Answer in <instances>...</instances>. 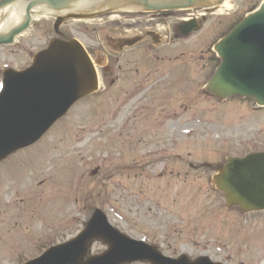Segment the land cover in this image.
<instances>
[{
  "label": "rangeland",
  "instance_id": "1",
  "mask_svg": "<svg viewBox=\"0 0 264 264\" xmlns=\"http://www.w3.org/2000/svg\"><path fill=\"white\" fill-rule=\"evenodd\" d=\"M262 2L117 12L56 27L49 15L34 18L14 45H0V84L4 69H25L57 37L53 27L108 57L97 58L96 93L0 162V264L39 258L95 214L165 258L185 257L179 264H264V211L229 205L215 185L227 160L264 153V107L218 98L209 86L220 64L214 46ZM191 19L199 28L181 33ZM94 242L92 256L110 249Z\"/></svg>",
  "mask_w": 264,
  "mask_h": 264
},
{
  "label": "water",
  "instance_id": "2",
  "mask_svg": "<svg viewBox=\"0 0 264 264\" xmlns=\"http://www.w3.org/2000/svg\"><path fill=\"white\" fill-rule=\"evenodd\" d=\"M9 0L1 3H10ZM51 5L59 6L63 0H46ZM20 2H25L20 0ZM132 2V1H131ZM33 6L26 4V29L30 23V15ZM186 8L187 5H181L176 8H161L162 10ZM59 9V7H58ZM62 10V9H61ZM99 13V12H98ZM80 16V15H78ZM78 17L77 19H81ZM63 19V20H62ZM59 19L55 27L64 20ZM25 28L19 27L10 34L0 35V45L12 44L15 37ZM57 30V28H56ZM191 28L188 32H191ZM242 48V49H240ZM215 50L221 58V65L218 67L210 88L221 99L230 96H240L254 99L259 106H264V3L258 11L248 16L240 23L226 38H224ZM68 55L71 61L82 62L85 70L90 71L88 55L84 48L76 41L63 43L53 40L47 50L38 54L32 66L21 73L8 72L4 74L3 91L0 98V161L10 153L26 148L36 143L51 125L61 118L65 113L80 99L94 93L97 90V75L91 73L89 85L73 96V90L77 89L74 78L66 77L59 82L63 87L58 89L57 84L44 83L43 91L35 90L41 85L42 80L47 78L52 80L63 77L61 69H55L61 56ZM70 61V62H71ZM88 62V63H87ZM69 65V61L68 64ZM76 67V65H75ZM45 72V73H44ZM34 78L32 83L27 80ZM74 80V81H73ZM10 85V86H8ZM15 86L14 89L10 87ZM65 87V88H64ZM16 90L20 95L11 93ZM72 91V93H71ZM14 101H12V98ZM21 100L24 98L26 101ZM30 98H34V108L30 109ZM42 107L46 112L36 113L35 108ZM52 112V113H51ZM17 140V141H16ZM215 185L221 190L229 205L239 206L244 212L264 211V153L251 154L242 159H229L223 168L219 170V175L215 178ZM98 214L90 220L85 231L76 240L79 244L77 261L71 263L69 258L58 259V252L64 248L57 247L44 257L28 264H122L128 261L126 257L129 252L137 254L136 259H147L150 256L159 258L165 262L176 264V261L162 258L155 250L146 244L131 241L128 238L119 235L116 231L112 234H102V229L110 231L106 224V217ZM95 232H99L97 236ZM94 239H101L104 243L111 246L108 254L110 257L100 259H89L84 261L87 250ZM185 258H183L184 260ZM95 262V263H94ZM196 262L204 264H213L207 258ZM195 262V264H196Z\"/></svg>",
  "mask_w": 264,
  "mask_h": 264
},
{
  "label": "bare ground",
  "instance_id": "3",
  "mask_svg": "<svg viewBox=\"0 0 264 264\" xmlns=\"http://www.w3.org/2000/svg\"><path fill=\"white\" fill-rule=\"evenodd\" d=\"M20 0H13L11 1L8 6L3 5L0 7V14L3 13L4 18L0 21V35H5L10 31V34L14 32L16 29L18 30L19 27L25 28L19 36L16 37H22V35L25 33L26 25L28 24L27 21H25L26 18V7L27 6H33L31 13H29L30 18L31 14L33 15L32 18L37 17H46L49 15L54 16L53 19L57 23L58 20L64 18V19H71L72 21H78V17H82L79 21H85L94 18V14L96 12H99L98 15H104L107 12L108 13H117V12H124L129 15H134L136 13H142L146 15L154 14V13H160L161 8L168 7V8H176L181 5H187V7H198L201 5H205L207 3H213L214 6H216V3L221 4L224 0H63L62 3L59 4V6L51 5L46 0H24L25 2H19ZM132 1V2H131ZM264 2V1H263ZM59 7V9H58ZM62 9V10H61ZM58 11L62 16H58ZM146 12V13H144ZM149 12V13H147ZM83 14H86L83 16ZM80 15V16H78ZM63 20V19H62ZM112 21V20H111ZM119 23H116V26H119ZM115 26V27H116ZM159 29L162 31L163 28L159 27ZM133 39V30L131 33V37L129 38V41ZM70 39H63V43H69ZM120 47L119 49H121ZM242 49V48H240ZM88 60H89V68L91 70L92 75L95 77V75L100 74L97 71L96 64H98V60L100 57L105 56L104 60L108 62V57L106 55L99 54L96 57H93L89 54ZM60 62L56 64L55 69H61L63 71L64 76L59 77L52 80L50 79H43L42 84L38 85L35 90L43 91L45 89L44 83L52 84L46 85V87H53L54 85L58 86V89L62 88L63 86L59 84L67 74V79L74 78L77 84V89L73 90V96L76 94V92H79L83 88L87 87L89 84V81H91V73L88 70H85V66L81 64L80 62H77L76 60L71 61L68 58V55L61 56ZM69 61V65L68 64ZM71 61V62H70ZM76 65V67H75ZM107 67L106 65H103ZM45 73V72H44ZM34 78H30L27 81L29 83H32ZM73 80V81H74ZM10 86V85H8ZM11 89H14L15 86L10 87ZM65 88V87H64ZM16 89V88H15ZM61 90V89H60ZM11 93H15L20 95L19 92L16 90L12 91ZM72 93V91H71ZM12 98V97H11ZM16 98V97H13ZM12 98V101L14 99ZM34 98H30V109H33L34 107ZM18 100H21L18 98ZM21 101H26V99H22ZM47 109H43L42 107H36L35 112L41 113L46 112ZM52 113V112H51ZM17 141V140H16ZM52 264V263H51Z\"/></svg>",
  "mask_w": 264,
  "mask_h": 264
},
{
  "label": "flooded vegetation",
  "instance_id": "4",
  "mask_svg": "<svg viewBox=\"0 0 264 264\" xmlns=\"http://www.w3.org/2000/svg\"><path fill=\"white\" fill-rule=\"evenodd\" d=\"M147 36L145 35V34H142V35H140L138 38H137V40H139V41H145V38H146Z\"/></svg>",
  "mask_w": 264,
  "mask_h": 264
}]
</instances>
